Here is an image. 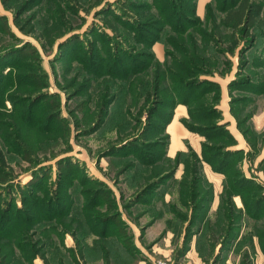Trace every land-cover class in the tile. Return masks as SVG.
I'll list each match as a JSON object with an SVG mask.
<instances>
[{"label":"rangeland","instance_id":"1","mask_svg":"<svg viewBox=\"0 0 264 264\" xmlns=\"http://www.w3.org/2000/svg\"><path fill=\"white\" fill-rule=\"evenodd\" d=\"M243 1L0 0V264L264 253V0L221 23Z\"/></svg>","mask_w":264,"mask_h":264},{"label":"trees","instance_id":"2","mask_svg":"<svg viewBox=\"0 0 264 264\" xmlns=\"http://www.w3.org/2000/svg\"><path fill=\"white\" fill-rule=\"evenodd\" d=\"M260 11L257 8H254V4H247L246 0H244L240 5L233 10L232 12H228L222 18V26L225 28L237 29L240 26L245 27L250 25V22H253L257 16H259ZM243 28V29H245ZM4 156L0 151V182H8L11 179V175L9 171H6Z\"/></svg>","mask_w":264,"mask_h":264},{"label":"crops","instance_id":"3","mask_svg":"<svg viewBox=\"0 0 264 264\" xmlns=\"http://www.w3.org/2000/svg\"><path fill=\"white\" fill-rule=\"evenodd\" d=\"M213 179H210V181L212 182V185H213V192H214V197H213V204L216 202V200L220 199V193L222 191V178H220L219 176H216V175H213ZM235 202L238 201V197H235ZM213 210V205L211 206V209H210V216L211 218H215L217 214L214 213V211L212 212ZM245 229V228H244ZM244 229H240L239 231V234H231V235H236L234 236L231 241H229V236L227 237L228 238V243L227 245L223 246L221 243V249H220V245H219V249L220 250H227L228 248L230 249L232 246L234 245H237L240 243V239H241V233L244 232ZM233 233H235V230L233 231ZM247 245L248 247H250L253 252H254V257L253 255L249 254V259L250 261V264H264V253L262 252V249H261V246L259 244V242L257 240H255L254 238L252 240H248V242L245 244V246H243L242 248H247ZM222 246L224 247L222 249ZM252 246V247H251ZM249 248V249H250ZM249 252V251H248ZM221 254V253H220ZM248 255V254H247ZM238 258L235 257V260L237 261L236 264H238V262L240 260H237ZM195 261V259L193 260ZM221 263V261H220ZM224 264H233V260L231 258H226L224 261H223Z\"/></svg>","mask_w":264,"mask_h":264}]
</instances>
